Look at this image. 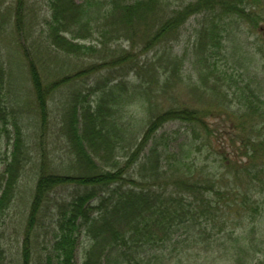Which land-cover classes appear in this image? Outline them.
I'll use <instances>...</instances> for the list:
<instances>
[{
	"label": "trees",
	"instance_id": "16d2710c",
	"mask_svg": "<svg viewBox=\"0 0 264 264\" xmlns=\"http://www.w3.org/2000/svg\"><path fill=\"white\" fill-rule=\"evenodd\" d=\"M27 1L12 0L4 9L16 13L11 43L27 61L30 105L21 106L16 94L14 62L21 59L0 41V264H9L2 220L22 195L19 184L27 171L35 183L25 199L29 211L19 264L37 256L39 264H169L168 246L174 245L173 252L178 244L213 237L212 228L222 231L233 221L237 202L251 209L253 221L264 212V110L254 90L238 87L222 71L225 95L239 89L244 99L237 107L160 101L176 78L182 80L188 58L196 66L205 62L203 70L216 76L222 33L247 10L257 17L254 2L44 0L38 7ZM196 13L205 20L178 56L177 35ZM135 101L149 116L133 132L125 114ZM171 120L184 126L183 135H158ZM55 133L62 147L55 146ZM3 138L8 147L13 143L6 155ZM203 149L227 161L220 178L197 167L196 151ZM43 232L52 234L50 244L40 243ZM233 234L235 252L210 251L244 264L237 254L249 248L240 245L238 251L241 236ZM256 258L252 254L250 261Z\"/></svg>",
	"mask_w": 264,
	"mask_h": 264
},
{
	"label": "rangeland",
	"instance_id": "374dc122",
	"mask_svg": "<svg viewBox=\"0 0 264 264\" xmlns=\"http://www.w3.org/2000/svg\"><path fill=\"white\" fill-rule=\"evenodd\" d=\"M11 1L12 0H0V11H2L0 12V41L4 45L10 44L11 51L16 54L15 57L21 59V61H19L20 64L17 63V61L14 62L16 87L20 88V91H16V94H18L23 100L21 101V106L26 104L30 105L31 101L29 100L32 99L34 93L32 94V84L30 81L27 61L25 62L23 57L19 55L21 52L18 51L19 48L16 45L15 47L18 50L14 49V42L11 43V41H14V35L12 33L14 30L12 28V23L15 20L14 15L16 13L15 10L4 9L5 4H8ZM77 1L81 2L82 0ZM43 2L44 0L27 1V3L30 5H34V3H36L38 7L42 5ZM251 2H254V7L252 10H254L260 18L258 16L253 17L254 15L251 16L250 12L247 10L244 17H234L231 19L232 22L230 20V24L227 25V32L222 33L224 36L222 38L223 40L220 51L216 50L215 52L219 67V70L216 73L214 72L216 76L211 77L210 74L213 72L210 69L207 71L203 70L205 62L202 61V67L200 65L196 66V64L192 63L188 58L184 68L182 69L184 73L182 80L176 78L177 82L172 84L170 87L172 89L169 90V93L160 98L161 102H168V100L171 102L174 100H184L187 102V104L197 107L210 105L212 107H216L219 106V104L227 102L237 107L244 99H241L239 89L235 90L236 95H225V89L220 84V80L224 76L222 71H224L228 76L232 75V77L238 81V87H246V85L250 86L256 95L255 102H261L260 104L262 111L264 110V0H251ZM216 11L218 12V10ZM204 20L205 17L201 13H196L190 17V19L183 26L182 33H178L177 35L180 39V43L177 45L175 44L176 47L174 49V53L176 55L180 56L185 53L186 48H188L187 46L189 41L191 40L192 42L193 37L195 36V28L200 26V22ZM120 44L122 46H126L128 42L123 41L120 42ZM200 72L202 74L205 73L204 80L202 79ZM193 79L195 80L193 81ZM191 81L194 84L197 83V86L195 85V87H193V83ZM225 84L226 86H229V84L231 85V83L228 81H225ZM232 86L235 88L233 83ZM210 87H213V90H211ZM203 90H206L207 93H204ZM233 90L234 89H232V91ZM24 108L27 109L28 107L24 106ZM129 110L130 111L125 114V118L132 119V123L128 129L134 132L136 129L138 130L142 128L143 120L148 118L149 115H147V112L149 111L145 110V107L139 101H135ZM166 132L171 133V136H173L172 138H175L174 136H180L177 134L178 132L182 133L183 135L184 126L178 121H166L163 122L157 131V134L160 135ZM57 136V133H55L53 137L54 140L58 142V144L55 146L62 147L61 141L56 139ZM181 141L182 140L180 139L179 142ZM12 142H14V140H12ZM12 146L13 143H11V145L8 147L7 140L5 139L1 145L3 155H6L7 151L11 152ZM196 154L198 155V162L196 164L198 168L205 166L208 168V171L211 174L214 176L218 175L219 178L222 176V174L219 172L227 170L225 165H223L222 168L220 167L222 162L228 164L225 158L218 156L211 150L208 149V151H206L203 149V151L200 152L196 151ZM3 168L4 165L0 167V172L3 170ZM34 183V176L30 175V171H27L24 174V177H21L19 184V192L22 194L20 197H22H18L13 201L11 204L12 206L6 212L4 219L5 221L2 220V222H5L6 225L4 226V233L2 235L1 243L4 246V249L7 251V263L9 264H19V260L21 258L23 259V228L26 225V218L29 211V207L27 206V203H25V199L27 200L28 196L31 195ZM59 190H62V192L64 191L63 188H59ZM68 191L69 190L64 193L67 195ZM1 194L2 193L0 192V197ZM263 197L264 196H262L260 200L261 202L263 201L264 204ZM231 210H233L232 215L234 219L233 221H229L224 226L222 231L219 230L220 226H217L216 229L210 227L214 230V236L211 237V245L209 244L211 238L206 237L205 242L200 239L201 243L198 245L196 243L194 244L193 242L190 244V246L189 243L191 242H186L188 245H186V243H182L180 245L178 244L176 245L177 249L173 252L172 249L174 248V245H171L170 247L168 246L164 251V259L166 262L169 264H238L237 261H234L235 256H230L231 259L229 260L228 254L223 253L222 256L219 254L224 249H228L231 252L236 251L234 245L235 242L230 238L229 235L230 232L233 231L234 236H241L236 242V246H239L237 247L238 251H241L240 245L246 244V247L249 248V251H244L243 253L239 252L237 254V258L240 257L244 264H264V212L262 211L261 215L256 214L255 220L253 221V219L250 217L252 216L251 209L244 210L243 206L239 204V202H237ZM255 213L256 212H254V214ZM217 231H219L220 234H217ZM208 232L212 233V230L211 232ZM41 237L40 243H44V240L46 239L49 242V238L52 237V234H50V232H43ZM213 239H217V241ZM209 247L218 249L219 253L212 248V251H210ZM183 249H190V252L188 253ZM252 254L257 258L251 262L250 258H252ZM38 258V256L37 258L34 257L31 264H39L40 261L38 262ZM227 259L229 263L226 261ZM247 259L250 261V263H248Z\"/></svg>",
	"mask_w": 264,
	"mask_h": 264
}]
</instances>
